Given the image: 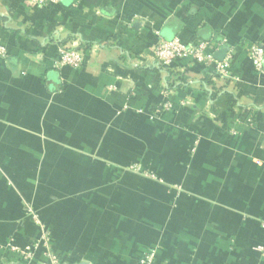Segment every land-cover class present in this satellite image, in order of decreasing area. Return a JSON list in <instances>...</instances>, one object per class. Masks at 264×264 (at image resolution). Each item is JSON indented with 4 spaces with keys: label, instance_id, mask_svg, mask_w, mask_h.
<instances>
[{
    "label": "crops",
    "instance_id": "obj_1",
    "mask_svg": "<svg viewBox=\"0 0 264 264\" xmlns=\"http://www.w3.org/2000/svg\"><path fill=\"white\" fill-rule=\"evenodd\" d=\"M174 38L232 50L231 78L159 66L152 46ZM0 43V264L43 263L10 250L40 236L28 208L58 264H264V76L247 55L264 0H0ZM62 45L79 69L53 67ZM164 91L173 109L152 118Z\"/></svg>",
    "mask_w": 264,
    "mask_h": 264
},
{
    "label": "built area",
    "instance_id": "obj_2",
    "mask_svg": "<svg viewBox=\"0 0 264 264\" xmlns=\"http://www.w3.org/2000/svg\"><path fill=\"white\" fill-rule=\"evenodd\" d=\"M60 0H26V3L31 8L43 9L49 5H56ZM213 46V48H212ZM218 45H210L208 42H197L193 45H184L177 38L171 40H158L151 48L153 60L163 67L170 69L171 66L181 60L189 59L193 63L209 69L213 74H217L223 79H230V65L232 61V50L227 49L220 60H217L214 51L218 49ZM247 55L254 70L260 75L264 76V48L259 43H252L247 47ZM8 58L6 48L0 43V59L6 61ZM83 64V54L75 48H69L65 45L58 47L57 59L53 67L62 68L67 67L72 70L79 69ZM164 99L151 112L152 118L171 111L173 106L169 99L168 91H164ZM181 105L184 102L180 103ZM129 171L140 174L143 177L156 179L150 172L143 170L139 165H130ZM27 214L32 223L39 230V238L24 247L12 246L10 250L19 255L22 260H30L37 250H42L43 263L42 264H58L57 255L49 248V243L52 233L48 226L30 209H27ZM155 253L153 250H147L139 258V264H153ZM264 257V254H263Z\"/></svg>",
    "mask_w": 264,
    "mask_h": 264
},
{
    "label": "water",
    "instance_id": "obj_3",
    "mask_svg": "<svg viewBox=\"0 0 264 264\" xmlns=\"http://www.w3.org/2000/svg\"><path fill=\"white\" fill-rule=\"evenodd\" d=\"M215 58H216L217 60H220V59H221V58H219V57H218V56H216V55H215Z\"/></svg>",
    "mask_w": 264,
    "mask_h": 264
}]
</instances>
